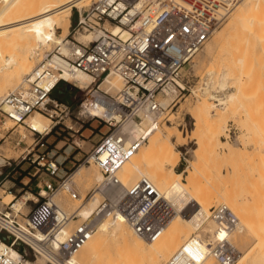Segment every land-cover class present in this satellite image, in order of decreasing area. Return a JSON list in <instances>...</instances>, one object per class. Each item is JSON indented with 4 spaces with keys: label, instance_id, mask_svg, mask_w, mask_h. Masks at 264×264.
Masks as SVG:
<instances>
[{
    "label": "built area",
    "instance_id": "built-area-1",
    "mask_svg": "<svg viewBox=\"0 0 264 264\" xmlns=\"http://www.w3.org/2000/svg\"><path fill=\"white\" fill-rule=\"evenodd\" d=\"M156 1L153 13L137 8L136 0H96L88 10L78 11L77 32L96 31L98 37L89 43L69 39L70 55H62L58 50L47 55L15 90L4 96L0 103V126L7 120L15 125L25 124L36 111L53 122L59 113L71 111L69 105L51 98L56 87L66 83L78 90L79 114L104 122L109 131L82 161L81 165H96L103 177L86 197L80 195L73 173L59 175L61 163L57 159L47 155L34 159L39 160L38 165L49 177L38 194L43 200L34 202L27 214L16 213L14 204L2 203L0 264H24L38 259H44L46 264H76L77 252L105 221L122 217L139 237L154 241L175 217V208L151 179L143 177L126 186L119 171L146 143L148 132L158 127L169 107L189 92V74L185 69L240 0ZM56 54L62 63L49 64V56L52 59ZM65 71L72 75L83 73L91 82L81 91L78 82L64 77ZM55 73L58 79L51 82ZM109 75L121 80L122 87L115 93L102 89ZM171 85L176 87L177 95L164 106L159 96H167L166 89ZM129 122L146 123L145 128L149 129L133 138L125 129ZM53 128H49L50 132ZM6 164L11 166V161ZM61 191L80 201L79 206L98 194L101 198L91 214L82 218L77 211L70 213L53 200ZM18 213L24 217L22 220ZM189 213V207L182 211L184 217ZM73 221L80 222L70 227ZM206 222L214 224L213 234L202 231ZM238 224V217L227 205L212 207L201 222L199 233L186 240L165 264H200L208 255L219 264H233L236 257L230 236ZM12 251L16 253L14 258L9 255Z\"/></svg>",
    "mask_w": 264,
    "mask_h": 264
},
{
    "label": "rangeland",
    "instance_id": "rangeland-1",
    "mask_svg": "<svg viewBox=\"0 0 264 264\" xmlns=\"http://www.w3.org/2000/svg\"><path fill=\"white\" fill-rule=\"evenodd\" d=\"M94 1L96 2V0H92L91 3L87 5V8L84 6L81 10L78 8L67 7L65 11H62L61 15H67L70 19L69 33L67 35L68 38L65 37V39H77L80 34L77 32L78 11L84 12L85 10H88L95 3ZM253 2H257V0H254ZM3 5L4 2L0 0V9ZM262 17L264 18L263 12ZM232 19L233 16L228 18L223 25L217 29V32L206 43L202 51L195 57L192 64L185 69L186 73L189 74L188 79L186 78V81L188 80L187 86L189 87V92L184 98L177 99L169 107L166 117L161 119L158 127L171 132V134L176 137L173 140H177L175 147L179 152L180 158L175 170L177 172H184V176L181 180L185 184L193 186L195 183L194 181L193 183L188 184L189 174L186 172L187 170L192 169L190 162H193V164L198 165L201 174L209 179V187L213 190L215 196L220 197L222 194L224 197L226 196L233 199L232 206L228 207L237 215L240 223L243 225L244 231H242L241 235L244 239H239V235L235 233L230 237L231 245L234 247L235 243L237 249L239 248L243 254L244 263L264 264V260L258 258L255 253H247L253 246L254 240L251 238L250 230L246 227L252 224L254 225V223L257 224L256 221H261L259 216H264V36L261 37L262 30L264 29V26L262 28V25H264V23L259 25L262 29L259 28L257 30L258 32L262 31L261 33L257 34L256 32L252 33L254 36L252 34L249 35L251 38H255L250 39L248 35L246 36L244 33L242 34L239 32L240 34H236L237 37L239 36L240 38L238 41L236 36V38H234V36L233 38L227 37L228 39L221 41V43L212 50L211 55H208L207 51L212 40L217 34L225 29L226 25H228ZM13 31L14 29L10 32ZM82 32L83 31H81V33ZM61 33L62 30H57L58 36L61 35ZM258 35H260V37ZM4 37L9 39V36ZM246 37L247 39L245 41L247 42L248 40L249 42L247 44L250 45H245V43V47L242 44L243 47L240 48L239 42L243 41L241 43H244L245 41L243 38ZM6 38L4 39L6 40ZM17 38L15 37V39ZM19 40L15 41L18 42ZM11 41L9 42L6 40L5 44L6 47H9L11 43V51L14 49L16 51L21 50V44L24 46L22 40V42L19 41L18 43ZM7 42H9L8 45ZM29 43H31V41H29ZM17 44L18 47L15 48ZM12 48L14 49L12 50ZM41 48H36L38 51L37 55L32 56V53H28L29 60L35 68L46 59L47 55L52 56L56 53V50H58L54 45L51 49ZM15 50L14 53L16 52ZM40 50H42V52ZM238 51L239 53H237ZM39 53L41 55H38ZM16 54L18 53L16 52ZM234 55H236V57H234ZM239 57L244 59V62L241 60L243 65L241 62H239V64L241 63L240 65L238 63L236 64L235 61ZM242 58H239V61ZM210 69L215 71V75L211 77L209 75ZM224 72H229L230 74L228 77V85L233 86L231 92L235 90V86L239 84L242 85L243 82L244 90L242 95H238V100L234 103L217 106L220 102L211 99L210 96H213V94L217 95L219 94L217 91H221L219 82L222 79ZM23 78L19 80L18 85ZM205 83L206 85L209 83L210 86L209 93L207 94H204V88L207 87ZM11 91H13L12 88H8V90L4 91L1 95H7ZM77 92L78 90H73L69 86L66 87L65 83H60L51 93L52 99H56L61 103L69 105L71 111L69 114H66L65 112L59 113L53 122L51 120L48 121L45 118L42 119L47 125H49V127H54L49 134L44 132L41 135H38L36 132L31 131L27 126L14 125L10 121H7L5 125L0 126V137L4 136L0 141V206L2 203H6V199L3 196V190H5L6 193L13 194L16 199L22 198L27 194L31 199L36 197L42 201L43 198L38 194L42 190L44 182L49 177L46 175L44 168H41L38 165L39 160L34 162V159L38 156L47 155V157L57 159V161L61 163L59 175L65 171L74 174L82 164L83 159L92 150L93 146L96 145L101 137L109 131L108 126L104 122H100L97 119H89L84 115L79 114L78 102L80 98L76 96ZM221 92L220 94L224 93ZM3 96H1V98ZM224 96H226V94ZM224 96L222 95V97ZM162 98L165 97L159 96V100ZM203 99L209 104L216 105V107L212 108L214 112H211L213 117L210 122H207L199 111V105L204 101ZM215 111H218V116H214L216 113ZM36 112L32 114H36ZM197 118L201 119L199 127L194 126ZM218 120L225 122L226 130L219 134V141H216L213 134H218L220 129L218 126H215L213 122H217ZM142 126L145 127L146 123ZM178 135H180L179 139L177 138ZM198 139H200L205 146L200 161L196 159L194 153V150L198 147L196 144ZM147 143L148 140L144 145ZM226 143H229L236 148L238 156L236 155L237 157H233L234 159L228 157ZM7 160L11 161V166L6 164ZM81 166H85L90 170H92V168L93 170H99L94 164ZM75 182L82 197H86V195L97 185L94 182L90 183L83 180ZM196 182L199 183V181ZM212 184L214 185L213 188H211ZM39 185L41 189L39 188ZM209 195L213 196L211 193ZM215 196H213V203H210L208 205L209 207H207L208 212H210L212 207L224 204V202H217ZM54 199L63 209L70 213L77 211V209L81 207H79L81 202L73 200L65 191L58 193ZM86 200H89L88 197ZM32 206H34V202L29 201L21 212L27 214ZM240 206L241 208H239ZM242 207L243 210L246 208L247 211H244L248 212L250 215L246 216L247 213H245L243 217H251H248V219L252 224L248 223L249 221L246 225L244 224L245 220H248L245 219L246 217L242 218L244 219L243 221L241 220L239 215L242 216ZM186 208H188V206ZM189 208V214H191L195 210V207L191 204L189 205ZM234 209H236V211ZM19 218L22 220L23 217ZM79 222L80 221H73L70 224V227H73ZM210 225H212V223L206 222L202 231L205 233H211L212 226ZM245 233H247V235H245ZM236 238H238V240H236ZM185 241L182 240L179 244L182 245ZM181 245L173 251L175 252ZM174 252L170 253L168 259ZM244 257L246 258L244 259ZM215 261L219 264L216 259Z\"/></svg>",
    "mask_w": 264,
    "mask_h": 264
},
{
    "label": "bare ground",
    "instance_id": "bare-ground-1",
    "mask_svg": "<svg viewBox=\"0 0 264 264\" xmlns=\"http://www.w3.org/2000/svg\"><path fill=\"white\" fill-rule=\"evenodd\" d=\"M2 1L4 2V5L0 9V98L1 96H3L1 94L4 91L8 90V88H12V90H15V88H17L19 80L23 78V76L25 77L26 75L30 74L35 69L32 62L29 60L28 53H32V56L37 55L38 51L36 48L42 47L43 49H51L54 45L55 48H58V51L62 55H70V42L68 39H65V37H67L69 33L70 19L67 15L62 16L61 13L62 11H65L67 7L78 8L79 10H81L84 6L87 8V5H89L92 0ZM136 1L137 2L135 6L137 8L146 9L149 13H153L157 9L158 3L156 0ZM240 1L237 7L228 17L231 18V16H233V19L230 20L225 29L217 34V36L212 40V43L210 44L207 51L208 55H211L212 50L216 46H218L221 41H224L229 37L233 38V36L234 38H236L237 33H244V35L249 36L252 33L257 32V34H259L262 31L264 32V29L260 32L257 31L259 28H261L259 27V25H262L264 23V18L262 17V12L264 14V0H257V2H253L254 0ZM263 26L264 25H262V28ZM13 29L14 31L10 32ZM57 30H62L61 35L58 36ZM112 30L116 32L118 29L113 28ZM216 32L217 31H215V33ZM78 33L80 34L77 39H75L82 43L92 42L98 37V32L96 31H86ZM10 34L13 36H11ZM262 34L261 37L264 36V34ZM3 35L7 37L9 36V39L4 37ZM14 36L17 39H15ZM258 36L260 37V35ZM4 38H6V40L9 42L11 41V38V42H17L15 40L20 39L19 41H23L24 46H22V44L20 45L19 43V45L21 46V50L18 51L12 48V50L14 49L18 53L16 54V52L14 53V50H10L11 43L9 47L7 46L8 48L5 46L6 40ZM249 38L252 39L255 37L251 38L249 36ZM238 39H240L239 36L237 37V41ZM243 39L245 41L247 37ZM29 41L33 43L31 44L29 43ZM9 42H7V45ZM241 42H239L240 48L243 47L245 43V45H250L247 44L249 42L248 40L244 43ZM17 47L18 44L15 48ZM40 51L42 52V50ZM40 53L38 55H41ZM237 53H239V51ZM234 57H236V55H234ZM60 58V56L56 55L53 56L52 59L47 60V62L49 64L58 66L62 63ZM239 58L237 60L235 59L236 64H239L241 60L242 62H244L243 58L240 59V61ZM65 73L66 74L64 75V77L79 83L81 91H83L91 82V78L83 73H76L73 75L68 74L66 71ZM209 75L210 77L215 75V71L213 69H210ZM229 75V72H224L223 77L219 82V87L224 93L219 90V92L217 91V93L219 94H213V96H210L211 99H215L216 101L220 102L217 106L222 104H232L236 100H238L239 94H243L244 82L242 83L241 81L240 82L242 83V85L239 84L235 86V90L231 92L233 86L228 85ZM57 79V73L52 74L50 77L51 82H56ZM206 86L207 87L204 88V94L209 93V83H207ZM121 87V80L116 75H109L102 84V89L111 93H115ZM220 92L222 94H220ZM166 93L167 96L160 95L165 98L159 100L164 106L169 105L170 102H172L176 98L177 89L175 86L171 85L168 89H166ZM225 94L226 96H224ZM222 95L224 97H222ZM4 96L0 99V103L2 102ZM203 100L204 101L201 100L202 102L199 105V111L202 114L203 118L207 122H210L213 117L211 112H214L212 108L216 107V105L209 104L206 101L207 98L206 100ZM214 116H218V111L214 114ZM103 117L107 120H110L108 116ZM43 118L50 121V118L48 116L44 115L43 113L36 112V114H31L26 119L25 124L21 125H25L31 131H36L39 133H44L46 130H49L47 132V134H49L50 127L46 124V122L42 120ZM116 119H118V117H116ZM200 123L201 119L197 118L194 126L199 127ZM213 123L220 129L218 134H213L215 136V140L219 141V134L225 132L226 130L225 122H221V120H218L217 122ZM125 129L131 133L133 138H137L141 135H144L148 131L149 127L147 129L138 123L129 122L125 125ZM174 138L176 137L169 131H165L159 127L152 128L147 135L148 143L141 146L119 171V177L126 186H129L127 184L135 183L137 179V181H139L143 177L151 179L158 187V189L164 194L165 198L175 208L177 213L172 221L167 225L163 234L154 241H147L139 237L133 231L129 223L122 217L117 218L112 222L105 221L101 224L98 231L92 237H90L89 240L86 241L81 249L77 252L74 258L76 264H165L170 253L174 252L173 250L181 245L179 243L182 240H188L192 235L199 233L198 228H200L201 222H204L206 220V217L209 214L207 207H209L208 205L210 203H213V196L215 195L213 194V190L209 187V179L201 174V171L198 169V165L193 164V162H190L192 169L187 170L186 172L189 174L188 184L193 183L194 181L195 183L193 184V186H189L181 180L184 176V172H177L175 170V167L179 163L180 156L178 150L175 147L177 140L174 141ZM177 138L179 139L180 135H178ZM196 144L198 147L194 150V153L196 159L200 161L202 159L205 146L200 139L196 141ZM225 145L228 157L235 158V156L238 154L236 152V148L229 143H226ZM96 168L99 169L97 166ZM99 170H93V168L92 170H90L85 166H80L73 174L74 181L83 180L85 182L87 181L90 183L94 182L96 184H99L103 181L101 171ZM196 181H199V183H197ZM213 187L214 185L212 184L211 188ZM210 193L213 196H210ZM43 195L45 194L43 193ZM3 196L6 199V203L4 204H14L13 208L16 213L21 211L29 201H38L36 197L31 199L29 196H27V194L22 198L16 199L13 194L8 192L6 193L5 190H3ZM100 198L101 197L98 194L84 205H81V207L79 206L80 208L77 209L79 217H88L98 205ZM215 199L217 200V202H224V204H226L227 206H232V198L231 200L230 198L226 196L224 197L221 194L220 197L215 196ZM53 200L55 201V199ZM191 204H193L195 210H192L193 212L188 217H184L182 211H184V209H186L187 206L189 207V205ZM239 208H241V206ZM234 210L236 211V209ZM244 210H246V208H244ZM244 210L242 207V216L239 215L242 221L244 220L242 218H245L247 215H249V213L246 212L247 210ZM245 213L247 214L245 217H243ZM20 217L22 216L20 215ZM248 217H246L245 219H248ZM259 217L262 222L256 221L257 224L254 223V225L249 221V219L245 220V225L248 221V223L252 224L246 227H248V229L250 230L251 238L254 240L253 246L251 247L250 251L247 250L249 251L247 253H255L258 258L264 260V220H262L264 219V216ZM210 226H212L210 232L211 234H213L214 224L212 223V225ZM242 231H244L243 225L239 221V224L234 229L231 236L237 233V235H239V239L242 240L244 239L241 235ZM245 235H247V233H245ZM236 240H238V238H236ZM231 248L233 249L236 257L233 264H246L244 263L245 261H243V254L241 253L239 248L237 249L235 243L234 247ZM9 255L14 258L16 253L12 251ZM245 258L246 257H244V259ZM24 264H46V261L44 259H38L35 262L25 261ZM200 264L217 263L213 256L208 255Z\"/></svg>",
    "mask_w": 264,
    "mask_h": 264
},
{
    "label": "crops",
    "instance_id": "crops-1",
    "mask_svg": "<svg viewBox=\"0 0 264 264\" xmlns=\"http://www.w3.org/2000/svg\"><path fill=\"white\" fill-rule=\"evenodd\" d=\"M65 85H66V87L69 86V85L66 84V83H65ZM66 173H67V172L65 171V172H63L60 176H63V175L66 174Z\"/></svg>",
    "mask_w": 264,
    "mask_h": 264
},
{
    "label": "trees",
    "instance_id": "trees-1",
    "mask_svg": "<svg viewBox=\"0 0 264 264\" xmlns=\"http://www.w3.org/2000/svg\"><path fill=\"white\" fill-rule=\"evenodd\" d=\"M61 101V100H60Z\"/></svg>",
    "mask_w": 264,
    "mask_h": 264
}]
</instances>
